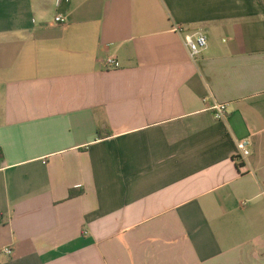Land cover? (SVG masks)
I'll return each instance as SVG.
<instances>
[{
    "label": "crops",
    "instance_id": "obj_1",
    "mask_svg": "<svg viewBox=\"0 0 264 264\" xmlns=\"http://www.w3.org/2000/svg\"><path fill=\"white\" fill-rule=\"evenodd\" d=\"M0 151V264H264V7L0 0Z\"/></svg>",
    "mask_w": 264,
    "mask_h": 264
},
{
    "label": "built area",
    "instance_id": "obj_2",
    "mask_svg": "<svg viewBox=\"0 0 264 264\" xmlns=\"http://www.w3.org/2000/svg\"><path fill=\"white\" fill-rule=\"evenodd\" d=\"M66 2H69L70 0H65ZM62 0H58V6L61 5ZM55 22L58 25H65L67 23V20L62 15H58L55 18ZM186 45L188 46L192 58L196 57L201 53L203 49L207 47V38L203 33H197L195 35H186L185 37ZM107 64L110 67H116L118 66L117 61L114 58H108ZM212 111L214 112V117L216 120L221 121L224 120L228 113V104L226 103H218L215 104L212 107ZM249 145L248 141L241 142L239 144V149L244 150ZM3 253L11 256L13 253V250L11 247H6L3 249Z\"/></svg>",
    "mask_w": 264,
    "mask_h": 264
},
{
    "label": "trees",
    "instance_id": "obj_3",
    "mask_svg": "<svg viewBox=\"0 0 264 264\" xmlns=\"http://www.w3.org/2000/svg\"><path fill=\"white\" fill-rule=\"evenodd\" d=\"M259 1L262 4V6L264 7V0H259ZM3 160H4V155H3L2 151H0V166H1V163ZM80 194L81 193L78 191H71L70 192V198L78 197Z\"/></svg>",
    "mask_w": 264,
    "mask_h": 264
}]
</instances>
